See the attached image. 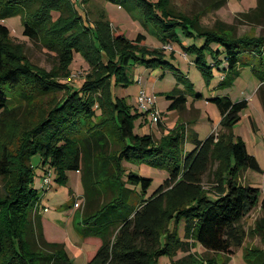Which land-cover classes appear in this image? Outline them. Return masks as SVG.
Returning a JSON list of instances; mask_svg holds the SVG:
<instances>
[{
  "label": "trees",
  "instance_id": "trees-1",
  "mask_svg": "<svg viewBox=\"0 0 264 264\" xmlns=\"http://www.w3.org/2000/svg\"><path fill=\"white\" fill-rule=\"evenodd\" d=\"M106 1L122 4L130 12L138 9L143 24L152 25L163 44L179 41L180 30L204 37L199 47L179 45L186 55L191 49L200 53L195 64L204 76L203 56L209 51L216 54L218 59H213L209 68L217 64L223 71V87L233 83L244 64H250V56L264 60V34L237 35L219 20L204 26L202 12L187 14L172 0ZM248 13L243 14L249 21L264 19V0H258ZM11 15L21 17L25 36L42 39L60 51L68 73L74 53L87 57L91 71L77 87L59 83L51 74L24 61L19 47L12 44L10 28L0 22V122L17 118L23 104L12 106L13 99H31L50 92L55 85L65 87V96L25 131L18 156L5 153L0 158V264H72L65 243L48 240L41 215L32 214L41 196L33 186V154H40L43 163L49 162L60 182L68 180L69 170L82 171L86 214L85 226L79 230L85 238H97V248L88 255L86 264H160L162 256L170 258L169 264H217L220 253L232 254L244 245L247 232L243 218L255 207L264 212L259 187L236 180L243 168L262 171L246 144L234 142L230 136L232 125L240 119L239 112L248 105L246 99L233 101L229 95L212 99L221 111L220 124L229 129V135L212 132L201 140L197 132L186 130L184 122H177L160 138L135 133L140 114L133 113L125 99L114 96L113 87L130 81L127 66L131 58V63L162 65V48L147 47L145 34L129 39L120 29H112L103 8L97 10L93 23L72 0H0V20ZM222 47L224 62L218 57ZM222 63L226 66L221 67ZM256 67L252 65L262 82L258 94L264 110V70ZM17 87L13 98L11 90ZM29 90L35 93L29 94ZM188 94L175 89L168 96L173 100L169 109L185 108ZM186 137L195 144L189 153L185 151ZM110 140L114 149L109 148ZM224 146L218 183L214 189L205 190L203 177ZM124 161L167 167L170 173L149 197L139 201L138 191L131 184H141L146 192L151 178L127 173ZM166 198L175 202L171 208ZM182 222L184 238L179 233ZM255 229L264 235L263 217ZM197 244L206 254L191 251ZM178 251L187 253L174 260ZM244 251L248 264H264V249L245 245Z\"/></svg>",
  "mask_w": 264,
  "mask_h": 264
},
{
  "label": "rangeland",
  "instance_id": "rangeland-1",
  "mask_svg": "<svg viewBox=\"0 0 264 264\" xmlns=\"http://www.w3.org/2000/svg\"><path fill=\"white\" fill-rule=\"evenodd\" d=\"M72 1L84 16H86V13L89 15L92 22L97 17V10L103 8L112 29H120L129 39L136 38L138 33L145 34L146 40L144 43L147 47L152 46L149 48L163 49V64L157 67H150L142 61L131 63V58L127 66V74L130 81L126 84H119L113 87L114 96L125 99L130 105L132 112L140 114L135 120V133L143 134L142 127H145L148 133L154 135L155 138H160L169 128H173L176 125L173 123L175 121L174 113L169 112V107L173 100L168 97L174 93L175 89L188 91V102H195L194 105L199 108L200 118L196 120L190 119L189 122L184 123L186 130H188L189 126L194 128L201 140H205L213 131L220 135L230 134L228 132L229 129L223 128L222 124H220L222 115L218 104L212 101L214 97L222 95V92H228L232 100L248 99V105L239 112L240 119L232 125L230 136L232 141H242L246 144L248 152L256 157L262 171L243 168L239 171L236 180L241 184L259 187V199H262L264 196V111L258 96L255 95L257 81L259 80L254 75L252 64H244L235 83L231 87L230 85L223 87L221 85L223 71L219 70L217 64L209 68L210 62L213 59H218L216 54L214 56L209 51L203 56L205 64L204 76L203 71L198 69L195 64L200 53L191 49L188 51V55H185L182 51L183 48L181 49L179 45V43H183L186 48H191L195 44L199 47L204 44V37H193L180 30L178 31L180 40L175 41L172 45L173 49L176 50L172 52V50L164 49L163 44H159L161 40L152 25L143 24L138 9L130 12L122 4L106 0H90L83 3L77 0ZM220 2L221 0H172L176 8L187 14L191 15L202 12L200 21L204 26H212L219 20L231 26L237 35L259 36L264 34V19H261L260 22L249 21L243 14L246 12L250 14L248 12L250 9L256 7L258 0H226L224 3ZM0 22L10 28L12 44L19 47L18 53L23 56L24 61L36 70L51 74L52 78L59 83L71 84L77 87L83 82L86 74L91 71L90 62L87 57H84L80 53H74L68 73V69L64 65V57L58 49L50 48L42 39H30L23 34L20 16L11 15L1 19ZM155 43H158V47L154 46ZM225 55V49L222 47L218 55L219 61L224 62ZM245 56L243 55L241 58L243 59V63L246 62L244 60ZM256 57L250 58V60L253 61L254 59L257 63L256 68H258L261 58ZM262 65L260 68L264 70V63ZM187 86H190L192 90H188L189 87L187 88ZM142 88H145L148 94L155 95L154 100L161 117L157 124L151 123L152 121L148 113H145L140 108L138 95ZM17 89L18 87L12 89L11 94L14 95ZM20 91L24 92L25 90ZM28 92L29 94L35 93V91L30 90ZM64 94L65 87L55 85L54 89L50 92L45 94L38 93L34 97H31V99H19L18 101L13 99L12 106L19 102L23 105H21L16 119L0 122V158L5 153H10L13 157H17L22 148L25 131L47 114L65 96ZM197 94L201 96H195ZM13 98H15V95ZM30 100L32 101L31 103ZM88 123L89 121H87L86 126ZM185 144V151L188 153L195 148V144L189 141L187 137ZM109 148L114 149L111 140ZM225 149V146L221 148L218 153L221 156L214 157L212 166L204 175L202 182L203 189L212 190L217 185V175ZM43 162L40 154H33L30 157V163L35 176L33 186L41 194L39 199L40 207L36 204L32 214H40L41 208L45 218L53 222L54 227L61 229L48 228V232L50 236L54 237V240L63 239L66 243L65 247L67 246L71 252L72 264H86L88 255L90 256L91 253H94L97 248V238H85L79 230L85 226L83 220L86 214L84 186L81 178L82 171L69 170L67 172L68 180L60 182L57 180L56 170L50 166L49 162ZM124 166L127 173L132 171L137 175L151 178V183L146 192L142 191L141 184H131V187L138 191L139 201L149 197L163 184L170 173L167 167H157L148 163L124 161ZM50 167L53 171L52 183L51 187L47 189L43 184V176ZM74 202H79L80 205L76 206ZM173 203L172 199L166 198V205L168 207L171 208ZM43 207H46L47 211L43 210ZM262 217L264 218V212L259 207H255L243 218L242 224L247 232L244 245L235 248L232 254L220 253L217 258V264H248L245 258V245L264 249V235L255 229L256 223ZM179 233L184 238V222L179 225ZM34 238L36 239L37 237L34 236ZM32 240V237H30V241ZM191 251L198 254H206V249L199 244L195 248H192ZM186 253L178 251L173 256V259L176 260ZM208 254L213 253L208 252ZM169 259L167 256H162L160 264H169L171 261Z\"/></svg>",
  "mask_w": 264,
  "mask_h": 264
},
{
  "label": "crops",
  "instance_id": "crops-1",
  "mask_svg": "<svg viewBox=\"0 0 264 264\" xmlns=\"http://www.w3.org/2000/svg\"><path fill=\"white\" fill-rule=\"evenodd\" d=\"M90 1V0H89ZM156 33H157V31H156ZM158 35V34H157ZM162 42V41H161ZM161 42H159V44H163V42L161 43ZM154 46H156V47H158V43H155L154 44ZM149 47H152V46H149ZM181 47V46H180ZM154 48V47H153ZM182 49V48H181ZM175 50V49H174ZM176 51V50H175ZM183 51V50H182ZM255 57V56H254ZM253 56H250L249 57V61H250V64H254V65H257V63H256V61L253 59V61H251L250 60V58H254ZM257 58V57H256ZM264 63V60H260V62H259V67L257 68V69H260V70H262L261 68H260V66H263L262 64ZM221 67H224V66H226V63H222V65H220ZM242 69V68H241ZM254 75H255V77L259 80V81H257V88H256V90H255V95H257L258 96V98H259V94H258V88H259V86L262 84V82H261V80L259 79V77L258 76H256V74L254 73ZM238 77H236L235 79H234V81H233V83L230 85V87L235 83V81H236V79H237ZM229 87V88H230ZM225 89V88H224ZM222 95H229L230 96V94L228 93V92H222ZM155 96V95H154ZM230 98H231V96H230ZM189 99V98H188ZM187 99V102H186V106H185V108H183V109H181V110H177V109H173V110H170L169 112H172V113H174V116H175V121L173 122V123H177V122H180V121H182V122H185V123H187V122H189L190 121V119H194V120H196L197 118L199 119L200 118V112H199V108H197L194 104H195V102H192V103H189L188 100ZM232 99V98H231ZM243 99H246V98H243ZM240 100H242V99H240ZM247 101H248V99H246ZM260 100V99H259ZM233 101H239V100H233ZM264 111V110H263ZM180 113H182V114H180ZM188 117H190V118H188ZM148 119V118H147ZM188 126V125H187ZM172 128V127H171ZM142 129H143V134L144 133H148V131H147V128H145V127H142ZM170 129V128H169ZM188 131H195V132H197L194 128H192V127H188ZM214 132V131H213ZM197 134H198V132H197ZM199 136V135H198ZM39 206V205H38ZM40 207V206H39ZM45 208L46 207H43V210H45ZM45 211H47V210H45ZM40 215H41V218H42V225H43V231H44V234H45V237L48 239V240H50V241H62V242H64L63 241V239H57V240H54V237H52V236H50V234H49V232H48V228H51V229H59V230H61L60 228H56V227H54V225L52 224L53 222H51L50 220H48V219H46L45 218V216L42 214V210H41V208H40ZM65 243V242H64ZM66 244V243H65ZM200 245V244H199ZM201 246V245H200ZM196 247V246H195ZM194 247V248H195ZM66 250H67V252H68V254H69V256H70V258H71V252H70V250L68 249V247L66 246Z\"/></svg>",
  "mask_w": 264,
  "mask_h": 264
},
{
  "label": "built area",
  "instance_id": "built-area-1",
  "mask_svg": "<svg viewBox=\"0 0 264 264\" xmlns=\"http://www.w3.org/2000/svg\"><path fill=\"white\" fill-rule=\"evenodd\" d=\"M77 1L81 2V3L84 2V0H77ZM163 46H164V49H168V50L173 49L172 45L169 43L163 44ZM138 101H139L141 110L144 111L145 113H148V115L150 116V117L149 116L148 117L151 119V121H152L151 123L157 124L158 120L161 117H160V112L157 110L156 102L154 100V96L148 94L146 89L142 88L139 92V95H138ZM263 137H264V133H263ZM52 174H53L52 169H48L43 176V184H44V187H46L47 189H49L51 187ZM75 205L79 206L80 203L75 202ZM45 210H47V208H45Z\"/></svg>",
  "mask_w": 264,
  "mask_h": 264
}]
</instances>
